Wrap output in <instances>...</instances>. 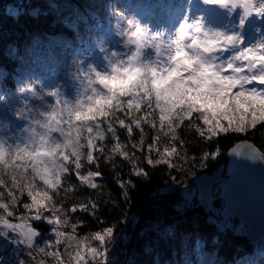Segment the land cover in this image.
<instances>
[{"label": "snow or ice", "instance_id": "1", "mask_svg": "<svg viewBox=\"0 0 264 264\" xmlns=\"http://www.w3.org/2000/svg\"><path fill=\"white\" fill-rule=\"evenodd\" d=\"M173 7L153 27L110 6L114 44L97 39L99 55L74 60L66 84L21 81L11 105L0 91V244L15 264H111L116 228L100 213L120 201L92 196L102 162H127V179L115 173L124 203L149 166H203L229 134L244 137L230 155L264 162L248 140L264 130V0ZM190 143L209 150L191 155ZM88 217L102 226L84 232ZM147 228L149 239L159 230Z\"/></svg>", "mask_w": 264, "mask_h": 264}, {"label": "trees", "instance_id": "2", "mask_svg": "<svg viewBox=\"0 0 264 264\" xmlns=\"http://www.w3.org/2000/svg\"><path fill=\"white\" fill-rule=\"evenodd\" d=\"M189 2L196 0H0V91L10 97L11 105L17 102L16 88L21 81L32 80L39 86L66 84L74 60L99 55L97 39L107 41L105 46L114 44L116 19L110 6L153 26L173 20L179 14V8L173 6ZM242 139L229 134L213 141L220 154L203 166L189 160L183 173L149 166L148 179L132 178L135 187L127 203L115 183L116 172L128 178L127 162L117 160L115 169L102 162L103 195L98 190L92 196L120 201L119 207L101 206V219L116 228L110 257L123 253L121 264H264V238L249 244L240 231L228 225H238L235 218L225 221L216 214L214 209L221 206L218 199L203 207L195 195L191 199L183 196V188L196 177L223 174L228 152ZM248 140L264 148V130L250 134ZM188 147L197 157L209 150L208 144L197 147L190 143ZM173 176L178 178L176 182ZM171 190L176 193L169 195ZM85 195L78 199L83 202ZM147 225L159 229L150 239L144 237ZM101 226L88 217L83 231Z\"/></svg>", "mask_w": 264, "mask_h": 264}, {"label": "water", "instance_id": "3", "mask_svg": "<svg viewBox=\"0 0 264 264\" xmlns=\"http://www.w3.org/2000/svg\"><path fill=\"white\" fill-rule=\"evenodd\" d=\"M231 149L223 174L204 173L185 186L183 193L194 186L198 204L207 207L211 192L219 183L216 199L222 201L224 215L243 224L242 235L249 244L255 243L264 238V162L232 156ZM175 193L171 190L169 195Z\"/></svg>", "mask_w": 264, "mask_h": 264}, {"label": "rangeland", "instance_id": "4", "mask_svg": "<svg viewBox=\"0 0 264 264\" xmlns=\"http://www.w3.org/2000/svg\"><path fill=\"white\" fill-rule=\"evenodd\" d=\"M162 24H164V23L158 22V23H155V25L153 24V27L157 26V25H162ZM218 189H219V183L215 184V188L213 189V192H211L212 195H211L210 203L216 199ZM195 193H196V188L193 186V187L188 188L187 192L183 193V196H185L186 199H191L193 195L196 196ZM219 201L221 203L220 208L217 210L216 209H214V210L216 211V214L219 213L223 217V220L228 221L230 218L228 219L226 217V215H224V213L222 211L223 210V203L221 200H219ZM209 204H208V206H209ZM231 218H233V217H231ZM228 225L233 227L238 232L240 231L241 233L245 229V226L241 223H238V225H232L231 223H228ZM123 256H124L123 253H117V254H114L112 257H109L111 264H121L122 260H123ZM15 260H16V253L13 250V246H10L8 244H0V264H15Z\"/></svg>", "mask_w": 264, "mask_h": 264}]
</instances>
